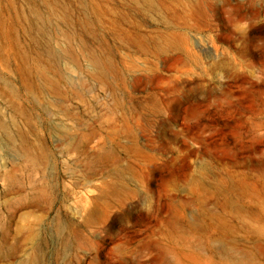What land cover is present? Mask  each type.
<instances>
[{
	"label": "rangeland",
	"instance_id": "obj_1",
	"mask_svg": "<svg viewBox=\"0 0 264 264\" xmlns=\"http://www.w3.org/2000/svg\"><path fill=\"white\" fill-rule=\"evenodd\" d=\"M0 264H264V0H0Z\"/></svg>",
	"mask_w": 264,
	"mask_h": 264
},
{
	"label": "bare ground",
	"instance_id": "obj_2",
	"mask_svg": "<svg viewBox=\"0 0 264 264\" xmlns=\"http://www.w3.org/2000/svg\"><path fill=\"white\" fill-rule=\"evenodd\" d=\"M72 52V51H71ZM51 54H53L52 52H51ZM66 55H67V53H66ZM58 57V56H57ZM94 65V64H93ZM2 126V125H1ZM9 139V138H8ZM12 140V139H11Z\"/></svg>",
	"mask_w": 264,
	"mask_h": 264
}]
</instances>
